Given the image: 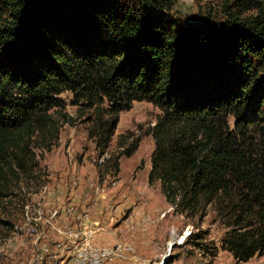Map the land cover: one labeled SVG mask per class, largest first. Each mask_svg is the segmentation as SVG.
Returning a JSON list of instances; mask_svg holds the SVG:
<instances>
[{"label": "trees", "instance_id": "obj_1", "mask_svg": "<svg viewBox=\"0 0 264 264\" xmlns=\"http://www.w3.org/2000/svg\"><path fill=\"white\" fill-rule=\"evenodd\" d=\"M173 4L0 0V203L31 171L33 146L57 138L61 93L95 111L108 103L103 150L118 113L148 100L161 111L148 180L186 209L213 205L222 247L247 261L264 252V0L188 20L165 17Z\"/></svg>", "mask_w": 264, "mask_h": 264}, {"label": "rangeland", "instance_id": "obj_2", "mask_svg": "<svg viewBox=\"0 0 264 264\" xmlns=\"http://www.w3.org/2000/svg\"><path fill=\"white\" fill-rule=\"evenodd\" d=\"M230 1L174 0L164 15L187 20L195 14L221 18L222 2ZM58 98L62 106L52 111L58 123L57 138L49 149L44 145L33 146L35 160L31 171L12 185L0 203V216L7 222L0 226V264H21V261L30 264L33 256H40L41 248H33L38 239L36 233L48 234L50 228L56 235H62L60 232L66 225L60 231L55 222H46L50 206L58 202L53 197L50 203L44 200L51 190L58 188L73 192L86 190V194L92 189L94 194L115 192L114 196L98 198L114 206L109 208L112 211L122 210L115 224L125 225L127 235L118 238L113 234L121 245L130 244L135 248L136 257L131 264H161L162 261L163 264H264V252L247 261H236L222 247L228 228L213 205L186 209L179 205L177 198L174 202L166 199L158 179L148 180L154 150L149 132L161 115L156 105L148 100L133 101L127 110L120 111L116 128L103 150L96 145L98 136L103 134L97 122L109 118L108 103L103 100L95 111L81 101L74 102L68 91ZM233 121L229 117L230 127ZM136 139L132 153L129 156L122 153ZM89 178L93 186L86 183ZM123 193L127 198L121 196ZM94 194L88 207L92 202L99 203L96 199L99 194ZM133 213L139 221L130 220L135 217ZM59 241V246L66 245L67 251L69 241L65 236ZM70 246L74 255V238Z\"/></svg>", "mask_w": 264, "mask_h": 264}, {"label": "crops", "instance_id": "obj_3", "mask_svg": "<svg viewBox=\"0 0 264 264\" xmlns=\"http://www.w3.org/2000/svg\"><path fill=\"white\" fill-rule=\"evenodd\" d=\"M89 182H92V179H88L86 180V183L89 185ZM86 191V190H84ZM78 192V190H76V192H73L72 189L67 190L66 188H58L56 190H51L49 192L50 196L47 197L44 200H48L47 203H50V199L53 197L54 200H56L58 202V204L56 206H50L51 209L49 210L48 213V219L50 218L51 222H55V224L58 225V229H60V231L62 230L61 228L66 225L63 222L66 223H75V221L72 219V217H66L65 215H63V210L66 206L68 205H76L77 209L79 211H87L88 214V221L93 222V224H99L100 229L98 231H96L93 235V243L97 246H111L114 241H115V234H117L118 238H121V236H125L124 234L126 233V230L124 229V227H126L125 225L122 224V226L120 225H116V220L115 218H117L120 213H121V209L117 208L115 209V211H112V209L109 208H113L114 206L107 204L106 202H103V200L99 199L98 197L100 195L102 196H110L112 194V196H114L115 192H96L95 194L93 193V189L91 193H87L86 192ZM94 195H98L96 197V199L99 200V203H95L92 202L91 205H89L90 207L87 206L88 201L90 202V198ZM121 196L123 198H127L126 194H121ZM70 199V200H69ZM114 209V208H113ZM53 212H56L55 215H52ZM96 214V215H94ZM136 214L133 213V216H135ZM137 217L135 216L134 219L130 218V220L132 221H139V219H136ZM47 219V220H48ZM129 220V219H128ZM48 223V222H47ZM60 224V225H59ZM59 232V230H58ZM62 235L65 236L66 241H69V245L66 251V255L68 258H74L72 255V250H71V242L72 239L74 238V235H72V230L67 229V226L63 227V231L60 232ZM41 235V239L39 240V244H37L38 247H40V245L42 243H52V242H58L60 244L61 241H59L60 239H62L64 236L60 235V234H55L54 232H52L49 228L48 230V234H42V233H36L35 237L38 238V236ZM127 235V233H126ZM35 237L32 239V244H33V240L35 239ZM38 241V239H37ZM63 247H66L63 246ZM35 248V246L33 247ZM139 249V247H138ZM25 251V250H24ZM40 262H37L36 264H77L74 260H67V261H61L59 258H52V260L48 259V257H46L45 254L40 252ZM142 256V255H141ZM144 257V256H142ZM33 259V257H32ZM28 261V260H27ZM25 262V261H23ZM108 264H125L122 261H113L111 263Z\"/></svg>", "mask_w": 264, "mask_h": 264}, {"label": "built area", "instance_id": "obj_4", "mask_svg": "<svg viewBox=\"0 0 264 264\" xmlns=\"http://www.w3.org/2000/svg\"><path fill=\"white\" fill-rule=\"evenodd\" d=\"M93 186V184H90ZM96 191L98 187L94 188ZM63 210V215L72 217L75 223H66L67 229L72 230L74 235V242L76 245V258H68L66 255V247H60L58 242L42 243L40 245L41 253L45 254L48 259L59 258L62 262L67 260H74L77 264H108L111 263L112 257L122 258L127 264H131L128 259V252L130 249L120 245L116 241L111 246H97L93 243V235L100 229V226L87 221V211H79L75 205H68ZM51 222V220H46ZM41 235L38 236V241H35L33 247H37ZM82 251H89V258H82ZM41 256H33L30 264L40 262ZM21 264H29L20 262Z\"/></svg>", "mask_w": 264, "mask_h": 264}, {"label": "bare ground", "instance_id": "obj_5", "mask_svg": "<svg viewBox=\"0 0 264 264\" xmlns=\"http://www.w3.org/2000/svg\"><path fill=\"white\" fill-rule=\"evenodd\" d=\"M53 214H55V212H54ZM183 238H184V237H183ZM115 241H116L117 243L120 244V242H119L118 240H115ZM120 245H121V244H120ZM122 246H123V245H122ZM124 246H125L126 248L130 249V251L128 252V259H129V260L134 259V258L136 257V250H135V248H134L132 245H130V244H127V245H124ZM73 257L76 258V252L74 253ZM82 258H89V251H82ZM164 259H166V257H165ZM164 259H163V260H164ZM117 260H119V261H123L122 258H119V257H112L111 262H113V261H117ZM123 262H124V261H123ZM161 264H163V261H162Z\"/></svg>", "mask_w": 264, "mask_h": 264}]
</instances>
